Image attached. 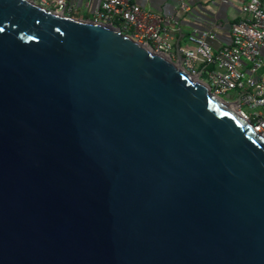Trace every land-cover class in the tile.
<instances>
[{"label": "water", "instance_id": "1", "mask_svg": "<svg viewBox=\"0 0 264 264\" xmlns=\"http://www.w3.org/2000/svg\"><path fill=\"white\" fill-rule=\"evenodd\" d=\"M176 51L0 0V264H264V137Z\"/></svg>", "mask_w": 264, "mask_h": 264}, {"label": "built area", "instance_id": "2", "mask_svg": "<svg viewBox=\"0 0 264 264\" xmlns=\"http://www.w3.org/2000/svg\"><path fill=\"white\" fill-rule=\"evenodd\" d=\"M34 1L53 11L64 10L69 16L72 11L68 0ZM239 1L243 17L230 26L229 34L220 33L219 23L217 29L191 33L189 44L180 45L183 67L193 75L201 73V79L208 72L209 81H202L219 97L237 92V111L264 137V0ZM95 21L120 28L133 40L174 61L177 58L176 45L182 38L175 42L173 22L139 6L135 0H102ZM227 35L228 39H223ZM243 106L249 108L250 114Z\"/></svg>", "mask_w": 264, "mask_h": 264}, {"label": "crops", "instance_id": "3", "mask_svg": "<svg viewBox=\"0 0 264 264\" xmlns=\"http://www.w3.org/2000/svg\"><path fill=\"white\" fill-rule=\"evenodd\" d=\"M135 0V2L162 18L170 19L175 42L187 39L193 32H207L218 28L229 34L230 26L242 19V4L239 0ZM71 17L95 20L101 10L102 0H68ZM227 40L228 35L223 37ZM180 41V45H181ZM187 46V45H186Z\"/></svg>", "mask_w": 264, "mask_h": 264}, {"label": "rangeland", "instance_id": "4", "mask_svg": "<svg viewBox=\"0 0 264 264\" xmlns=\"http://www.w3.org/2000/svg\"><path fill=\"white\" fill-rule=\"evenodd\" d=\"M188 43V37L187 39H183L182 42H181V47H185ZM209 69H212V68H209ZM208 72H205L204 76L202 77V79L205 81V82H208L209 79H208ZM223 99L229 101L230 103H234L238 100L239 96H238V93L233 91L229 94H225V95H222L221 96ZM243 110L247 113V114H250V111H249V108L247 106H243Z\"/></svg>", "mask_w": 264, "mask_h": 264}]
</instances>
